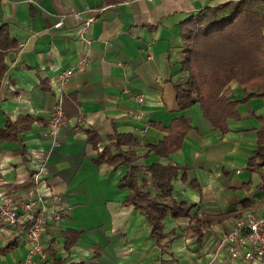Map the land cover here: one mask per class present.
<instances>
[{"label": "crops", "instance_id": "0c3cea01", "mask_svg": "<svg viewBox=\"0 0 264 264\" xmlns=\"http://www.w3.org/2000/svg\"><path fill=\"white\" fill-rule=\"evenodd\" d=\"M229 1L0 0V27L13 41L1 50L0 192L33 199L50 188L61 196L62 216L47 220L45 254L31 264H264L216 247L238 216L262 213L264 163L251 158L264 147V94L239 101L219 125L199 102L180 109L176 98V84L189 79L182 22ZM250 1L264 13V0ZM73 11L95 17L87 31ZM67 68L73 73L62 82ZM227 87L228 99L243 98L236 80ZM61 94L67 123L51 132ZM179 116L190 127L178 149L160 156L154 147ZM152 164L175 168L171 198L187 212L168 210L160 235L128 201L133 171L139 192L160 194ZM28 248L25 226L0 223V264L23 263Z\"/></svg>", "mask_w": 264, "mask_h": 264}, {"label": "trees", "instance_id": "16d2710c", "mask_svg": "<svg viewBox=\"0 0 264 264\" xmlns=\"http://www.w3.org/2000/svg\"><path fill=\"white\" fill-rule=\"evenodd\" d=\"M264 13L250 0H230L216 6H205L192 14L181 24L183 41L182 68L189 79L185 84H176V98L180 109L188 108L199 102L203 116L214 125H219L227 116L237 113L239 101L249 96L264 94ZM13 41L4 27H0V71L3 70L1 50L11 46ZM236 80L243 90L241 99L230 100L227 97V85ZM221 126V125H220ZM186 118L179 116L169 126L168 135L154 147L160 156L178 149L186 130L189 128ZM222 127L224 125L222 124ZM89 141L94 134L87 131ZM118 146V139L116 140ZM100 154L104 158L105 150ZM160 151V152H159ZM120 156L131 159L124 151ZM109 157V156H108ZM251 160L264 163V147L260 146ZM136 170V167L131 168ZM154 185L160 191L158 195L139 192L134 180L135 171L128 182L132 194L128 201L138 206L149 220L151 234L160 235L162 219L170 210L173 216L186 214L184 202L174 205L171 198L170 180L175 168L168 165L149 166Z\"/></svg>", "mask_w": 264, "mask_h": 264}, {"label": "built area", "instance_id": "2783aa9c", "mask_svg": "<svg viewBox=\"0 0 264 264\" xmlns=\"http://www.w3.org/2000/svg\"><path fill=\"white\" fill-rule=\"evenodd\" d=\"M72 17L81 24L82 32L87 31L94 21L92 14L83 16L78 11L72 12ZM63 24L61 18L53 24L54 28H59ZM73 73L72 68H67L60 72L58 78L64 82ZM141 100V95H137ZM63 95L53 104L49 117V130L55 132L58 128L67 123V117L62 108ZM55 142L54 145H58ZM0 163V173L2 172ZM43 166L33 175L35 181L43 176ZM3 183L2 179L0 180ZM49 199L47 205L45 201ZM60 194L52 189L38 193L35 198L16 199L9 193L0 192V223L3 225H18L26 227V239L29 241L27 256L21 264H31L38 254L44 255L43 233L46 230L47 220L52 218L58 220L62 216V209L59 207ZM226 245L231 257H242L250 262L264 263V206L261 214L249 211L238 216L233 226L218 241L217 249Z\"/></svg>", "mask_w": 264, "mask_h": 264}]
</instances>
